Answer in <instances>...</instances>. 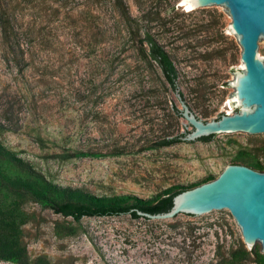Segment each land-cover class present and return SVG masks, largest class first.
<instances>
[{
  "label": "rangeland",
  "instance_id": "rangeland-1",
  "mask_svg": "<svg viewBox=\"0 0 264 264\" xmlns=\"http://www.w3.org/2000/svg\"><path fill=\"white\" fill-rule=\"evenodd\" d=\"M179 1L0 0L1 144L46 181L102 196L151 199L216 178L238 158L264 165V133L140 150L187 123L170 107L181 108L160 67L139 50L141 26L169 54L199 118L233 110V88L220 85L233 79L229 66L242 65L224 29L231 18L220 5L185 11ZM256 52L264 58L263 39ZM0 171L34 178L1 156ZM4 206L16 217L11 236L24 264H264L260 244L254 257L227 209L74 221L0 184Z\"/></svg>",
  "mask_w": 264,
  "mask_h": 264
},
{
  "label": "water",
  "instance_id": "water-1",
  "mask_svg": "<svg viewBox=\"0 0 264 264\" xmlns=\"http://www.w3.org/2000/svg\"><path fill=\"white\" fill-rule=\"evenodd\" d=\"M185 11L208 5L223 6V11L231 18L227 29L240 45V64L229 66L233 79L222 81V87H232L227 103L233 110L217 112L210 120L199 118L188 106L183 93L175 81L174 92L181 108L177 109L171 101L174 114L183 117V131L179 134L181 142L211 141L217 134L244 132L264 133V58L258 56V41L264 40V0H180ZM167 8L166 15L176 9V5ZM142 31L146 30L141 26ZM222 29L221 31H223ZM143 36V38H144ZM143 38L137 41L140 42ZM191 129L187 131V126ZM171 137L153 141L140 150L160 146V142ZM215 135L211 139L198 140L201 137ZM139 150V151H140ZM227 209L236 225L239 226L243 242L250 251L256 243L264 252V171H258L241 163H228L219 175L207 182L182 190L172 197L167 211L149 213L136 210V214L145 219H171L178 214L200 215L213 210ZM64 217V216H63ZM131 217V216H130ZM132 218V217H131ZM255 257L254 253H252Z\"/></svg>",
  "mask_w": 264,
  "mask_h": 264
},
{
  "label": "trees",
  "instance_id": "trees-1",
  "mask_svg": "<svg viewBox=\"0 0 264 264\" xmlns=\"http://www.w3.org/2000/svg\"><path fill=\"white\" fill-rule=\"evenodd\" d=\"M143 42L146 44L145 47L143 46ZM139 50L145 58L157 63L167 82L174 88L177 70L164 47L150 33L146 32L144 38L140 40ZM181 135L183 134L163 140L159 145L166 146L180 142L179 137ZM214 136L213 134L201 137L198 140H207ZM0 156L13 162L21 170L27 172L28 175L34 176V178L28 177L26 179L22 177L10 178L0 171L1 185L6 187L8 191L19 199H31L57 214L71 217L74 221H80L83 217H105L122 214H128L136 219L141 217L136 214L137 209L149 213L167 211L172 204V197L175 194L214 179L210 175L195 184L180 186L175 190L167 189L163 195L151 199L132 196H102L80 188L61 187L46 181L42 176H38L26 162L1 144V142ZM233 162L243 163L258 171H264V165L259 161L247 162L243 158H238ZM11 211L12 209L8 206H4V208L0 207V259L24 264L22 249L18 247L16 240L11 236V231L16 224V217H14ZM250 253L255 252L252 250Z\"/></svg>",
  "mask_w": 264,
  "mask_h": 264
},
{
  "label": "bare ground",
  "instance_id": "bare-ground-1",
  "mask_svg": "<svg viewBox=\"0 0 264 264\" xmlns=\"http://www.w3.org/2000/svg\"><path fill=\"white\" fill-rule=\"evenodd\" d=\"M181 6H183L184 7V4H180ZM193 9V8H192ZM191 10V9H190Z\"/></svg>",
  "mask_w": 264,
  "mask_h": 264
}]
</instances>
